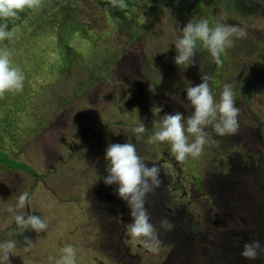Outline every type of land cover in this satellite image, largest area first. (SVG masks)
Wrapping results in <instances>:
<instances>
[{"label": "rangeland", "instance_id": "1", "mask_svg": "<svg viewBox=\"0 0 264 264\" xmlns=\"http://www.w3.org/2000/svg\"><path fill=\"white\" fill-rule=\"evenodd\" d=\"M57 1L42 0L40 8L26 10L19 20H9L7 30L14 32V38L0 42V47L11 50L12 62L25 75L22 91L7 93L0 99V155L7 163L12 158L29 169L13 171L0 164V241L19 242L9 257L11 264H53L50 258H59V250L69 244L77 250V264H164L173 260L174 244L167 232H160L163 229L157 225L162 246L159 254L150 253L130 239L124 228L129 223L112 217L126 206L103 200L104 194L97 188L107 168L100 142H111L107 140L111 137V144L127 143L130 137L125 134L132 132L141 119L147 131L139 136L132 132V143L144 162L158 163L162 153L169 165L176 160L166 142H148L156 129L139 104L126 106L119 100L114 88L124 80L125 73H134L144 89L146 97L142 100H149L144 109L150 107L152 98L164 99L168 104L178 101L187 110L185 119L193 111L185 90L189 84L199 85L201 76L208 75L217 100L223 86L230 84L240 109L239 128L244 127L242 132L250 144L241 145L244 154L254 155L247 151L250 147L257 154L253 171L245 173L250 176L248 180L245 177L246 187L240 191L247 198L253 194L262 197L264 209V0H203L208 3L206 13L196 11L206 5L200 3L198 8L200 0L193 9L195 0H127L126 8L104 0H71L68 6L79 18H73L76 25L66 23V27L57 12L49 9L58 5ZM211 5L217 6L209 10ZM209 14L216 22L243 27L246 37L234 38L233 47L222 54L220 65L198 46L194 65L178 67L174 63L175 41L182 36L183 27ZM82 26L88 27L83 33L89 39L79 36ZM60 27L76 32L63 45L70 51L73 48L77 55L65 62L59 58L57 45L63 39L57 40ZM79 130L82 134L91 132L90 141L83 143ZM206 131L209 143L202 155L189 157L184 163L177 161L183 169L179 171L182 188L172 194L178 198V206L185 205L173 212L184 215L186 227L191 218L197 220L200 229L211 215L210 205L206 207L200 195L190 192L192 182L205 170L216 167L223 159L220 154L230 147L215 143L216 139L211 141L212 137L222 138L211 127ZM118 133L125 137L116 141ZM183 190L186 195L181 199ZM24 191L29 192L31 203L22 211L45 218L48 229L39 236L28 230L22 236L10 237L16 225L7 208L14 206ZM214 223L222 231L230 229L225 219ZM233 229L239 231L235 226ZM25 236L33 241L27 253L23 251ZM228 239H232V232ZM210 241L200 245L203 248L196 264H219L216 260L228 254L214 249ZM257 264H264V255Z\"/></svg>", "mask_w": 264, "mask_h": 264}, {"label": "clouds", "instance_id": "2", "mask_svg": "<svg viewBox=\"0 0 264 264\" xmlns=\"http://www.w3.org/2000/svg\"><path fill=\"white\" fill-rule=\"evenodd\" d=\"M114 7L126 8L127 0H110ZM42 6V0H0V42L14 38V32L9 31L8 21L20 19V14L26 10H35ZM247 35L243 27L215 22L210 25L208 19L198 21L190 20L182 29V36L175 41L177 55L174 63L188 68L195 63L198 46L206 50L212 61L222 64L221 56L234 45L235 39H243ZM12 52L8 47H0V99L7 93H18L24 88L25 75L11 59ZM199 85L189 86L185 89L187 100L193 109L185 119L180 112L174 114L160 113L162 106H153V120L155 131L149 137L151 144L167 143L176 161L184 163L189 157L199 158L205 145L209 143L207 128L211 127L218 137L232 136L239 131L240 109L236 105L235 92L230 84H225L217 100L210 87V77L201 76ZM136 111L137 110H133ZM137 136L144 134L147 129L140 121L133 128ZM219 143L218 141H214ZM105 161L108 175L104 178L105 185H117L120 199L127 203L130 209L131 223L127 224V234L133 242L142 244L150 253L159 254L162 246L160 232L151 222V216L146 208V197L162 185L160 179L162 169L153 164L148 166L138 154L135 144H109L106 149ZM31 203L30 194L22 192L14 206L7 211L12 214L16 225L10 237L22 236L26 231H34L37 236L48 229V222L38 215L27 214L22 211ZM174 224L168 218H162L160 228L165 232L171 231ZM17 239L0 241V264H11L12 255L18 245ZM23 251L30 252L33 241L24 237ZM248 260H255L264 255V246L257 240L246 242L240 254ZM53 264H77V250L66 245L59 250V258H50Z\"/></svg>", "mask_w": 264, "mask_h": 264}, {"label": "flooded vegetation", "instance_id": "3", "mask_svg": "<svg viewBox=\"0 0 264 264\" xmlns=\"http://www.w3.org/2000/svg\"><path fill=\"white\" fill-rule=\"evenodd\" d=\"M218 1L219 0H216L215 2L218 3ZM195 2H197V0L193 1L191 4L192 9L195 6ZM198 2L204 3L203 0ZM204 4H206L204 5V8L208 10V3ZM216 6L217 5H211L209 10H213ZM196 11L202 13L200 8L198 10L196 9ZM190 12L192 13V10H186L187 14ZM209 15L211 16L212 22L215 23V16L213 14ZM197 19L199 20V18ZM114 89H117L116 94L119 97V100L124 102V105L127 106L128 103L139 104L140 109L144 110L153 120L155 118L151 111L153 106H162L163 111L160 113L161 116L165 114H174L175 112H180L184 117L187 115L185 106L178 101L176 104H168L165 103L164 99L159 98L150 99V107L144 109L149 100L146 102L142 100V98L146 97L145 91L134 79V73H125L124 80H122ZM190 109L193 110L191 107ZM147 119L150 120L148 116ZM148 120L146 121L151 122ZM140 121H142V119ZM243 128L244 127L239 128L237 134L232 136L211 138V141L216 139V141L224 147L228 146V144H230V147L220 154L223 159L216 167L210 170H205L201 173V176H196L194 182H192L193 184L190 192L195 193V196L200 195V199L205 201L204 204L206 207L210 205L209 213L211 215H207L205 218L203 229H200V223L197 220L193 222L194 219L192 218L189 220V224H187L186 227L183 221L184 215L173 212L174 209L179 207L180 210H182L185 206H178L175 203V200L177 201L178 198H175V196L172 195L173 192L182 188L181 185H179L181 180L179 177V171L181 170L183 172V169L178 165V162L173 159L169 165L165 153L161 154V160L158 163L145 161L148 166L155 164L162 169L160 176L162 185L146 197L145 206L151 216V221L155 223L154 225L157 228V225L160 227L161 219L166 217L175 226L171 231H167L169 234L168 238L171 239L174 244V249H172V252L174 253V256H172L173 260L166 261L164 264H196V258L203 248L200 245L203 244L205 240H211L210 243L213 245L214 249L218 248L223 251H228L226 256L222 255L216 260V263L219 264H257L263 257V255H261L255 260H248L240 255L246 242L257 240L262 246H264V209H262L261 205L262 197L253 194L247 198L245 194L240 191L241 189L244 190L246 187L245 177L247 180L250 177L247 175V171H253L254 166L252 164L257 155L256 153L251 152L253 147H250L247 151L254 155L244 154L245 148L241 145L243 144L246 146L250 144L247 142L248 138L242 132ZM132 132L127 131L125 134V136L130 137L129 141H127L129 143H132V137H134ZM79 133L80 140L83 143L90 141L91 132H84V134H82L80 131ZM125 136H121L118 133L116 141L119 140L118 138ZM107 140L112 142L111 137L107 138ZM111 142H100L99 146L103 145L102 148L104 149L100 154L106 155V149ZM7 151L11 150L7 149ZM95 151L96 149L94 147L93 152ZM105 172L106 173L103 177H100L99 187H97L104 194V196L102 195V199L108 202L117 203L118 205L124 204L126 209L124 211L117 210L116 215L113 214L112 217L115 220H118V218L124 219L122 221L123 223H131L130 209L128 208L127 203L119 198L117 193L118 186L105 185L104 178L108 175L106 170ZM185 195L186 192L183 190L180 198L182 199ZM170 205L172 207H170ZM212 211L214 212L213 214ZM218 219H225L230 225V229L228 231L220 230L217 223H214V221H217ZM233 226L239 231H235ZM124 228L126 227L124 226ZM157 230L159 229L157 228ZM201 231H204V233ZM160 232L165 233L163 230ZM231 232L232 239L229 241L228 237ZM207 237L209 239H207ZM230 255L233 256L232 260L229 258ZM191 256H194V259H191ZM131 264L138 263L131 261Z\"/></svg>", "mask_w": 264, "mask_h": 264}, {"label": "trees", "instance_id": "4", "mask_svg": "<svg viewBox=\"0 0 264 264\" xmlns=\"http://www.w3.org/2000/svg\"><path fill=\"white\" fill-rule=\"evenodd\" d=\"M104 1L107 2V3H109V4H111L110 3V0L109 1L104 0ZM57 2H58V5H57V3L53 4L52 6L50 5L51 7L49 9H52L54 12H57L58 16L61 18L60 21L61 22H65V27H66V23L68 25H70V26L76 25L77 23H74L73 18L77 21L79 17H78V14H76L75 11L74 10H71L70 9V6H68V4L71 3V0H58ZM200 3L201 2L198 3V7H199ZM68 9L70 11H68ZM201 12L202 13H206L207 12L206 8H203L201 10ZM201 18L202 17H199V20ZM204 19H208L211 25L214 24V22H212V20H211V16L210 15L207 16V17H205ZM28 25L30 26L31 23H29ZM32 30L33 29L31 28V33H34ZM64 30H65V28L60 27L59 30H58V33H57V35H58L57 36V40H59V38H61V37L63 38L61 41H59L57 43L58 48H59V52H60L59 58H60V60L62 62L67 61L68 58H71L69 56H71L73 54L74 55H77V53L74 52L73 48H72V51H70L71 49L70 48H67V45H63V44H68V42H69L68 40H70L71 37L73 36V34H75L76 32H67L65 30V33L63 34V31ZM84 30H88V27L87 26H82V30H81V33L79 34V36L81 38L83 37V38L89 39V38H87V37L84 36V35H86V34L83 33ZM93 35L95 36L94 33H93ZM58 48H57V50H58ZM57 69H59V67ZM7 160H8V163L0 155V163L2 164V166H6V167H8V168H10L12 170L25 171V172H28L29 171V169L27 168V165L26 164L21 163V162L14 161L12 158L7 159Z\"/></svg>", "mask_w": 264, "mask_h": 264}, {"label": "crops", "instance_id": "5", "mask_svg": "<svg viewBox=\"0 0 264 264\" xmlns=\"http://www.w3.org/2000/svg\"><path fill=\"white\" fill-rule=\"evenodd\" d=\"M1 164V163H0ZM1 166H2V164H1ZM3 168H8V167H5V166H2ZM13 171H16V170H13Z\"/></svg>", "mask_w": 264, "mask_h": 264}]
</instances>
